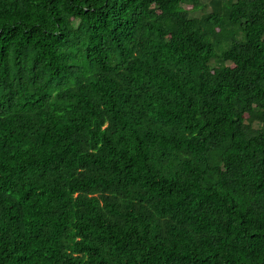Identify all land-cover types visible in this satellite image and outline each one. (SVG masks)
<instances>
[{
	"label": "trees",
	"instance_id": "1",
	"mask_svg": "<svg viewBox=\"0 0 264 264\" xmlns=\"http://www.w3.org/2000/svg\"><path fill=\"white\" fill-rule=\"evenodd\" d=\"M0 264H264V0H0Z\"/></svg>",
	"mask_w": 264,
	"mask_h": 264
}]
</instances>
